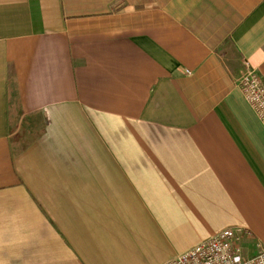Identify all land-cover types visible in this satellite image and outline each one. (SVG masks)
Here are the masks:
<instances>
[{"label": "crops", "instance_id": "obj_1", "mask_svg": "<svg viewBox=\"0 0 264 264\" xmlns=\"http://www.w3.org/2000/svg\"><path fill=\"white\" fill-rule=\"evenodd\" d=\"M264 0H0V264L264 247Z\"/></svg>", "mask_w": 264, "mask_h": 264}, {"label": "built area", "instance_id": "obj_2", "mask_svg": "<svg viewBox=\"0 0 264 264\" xmlns=\"http://www.w3.org/2000/svg\"><path fill=\"white\" fill-rule=\"evenodd\" d=\"M245 67L237 84L264 125V76L247 62ZM241 232V228H223L163 264H264V247L243 254Z\"/></svg>", "mask_w": 264, "mask_h": 264}]
</instances>
